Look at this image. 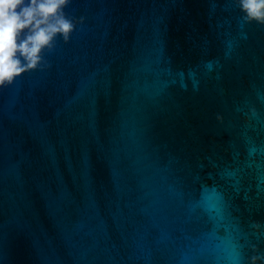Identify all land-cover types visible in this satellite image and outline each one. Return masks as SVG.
I'll return each mask as SVG.
<instances>
[{
	"label": "water",
	"instance_id": "obj_1",
	"mask_svg": "<svg viewBox=\"0 0 264 264\" xmlns=\"http://www.w3.org/2000/svg\"><path fill=\"white\" fill-rule=\"evenodd\" d=\"M65 12L50 66L0 88V264L264 254V25L231 0Z\"/></svg>",
	"mask_w": 264,
	"mask_h": 264
},
{
	"label": "clouds",
	"instance_id": "obj_2",
	"mask_svg": "<svg viewBox=\"0 0 264 264\" xmlns=\"http://www.w3.org/2000/svg\"><path fill=\"white\" fill-rule=\"evenodd\" d=\"M72 0H0V88H7L21 74L44 70L57 37L67 43L83 23V17L65 12ZM239 8L241 26L255 22L264 25V0H231ZM251 227L261 228L258 222ZM253 251L256 246L252 245ZM264 264V254L249 257L250 264Z\"/></svg>",
	"mask_w": 264,
	"mask_h": 264
}]
</instances>
